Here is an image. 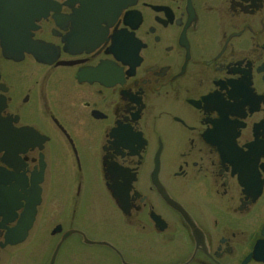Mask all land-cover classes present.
Wrapping results in <instances>:
<instances>
[{"label":"flooded vegetation","instance_id":"flooded-vegetation-1","mask_svg":"<svg viewBox=\"0 0 264 264\" xmlns=\"http://www.w3.org/2000/svg\"><path fill=\"white\" fill-rule=\"evenodd\" d=\"M0 117V264H264V0H0Z\"/></svg>","mask_w":264,"mask_h":264},{"label":"water","instance_id":"water-1","mask_svg":"<svg viewBox=\"0 0 264 264\" xmlns=\"http://www.w3.org/2000/svg\"><path fill=\"white\" fill-rule=\"evenodd\" d=\"M25 5H28V2H26ZM25 11H26V10H25ZM27 31H28V30H27ZM21 36H25L24 40L26 39V40L29 42V41H30L31 33L28 31V32L25 33V35L23 34V35H20V37H21ZM11 37H12V39H16L18 36H17V35H12ZM38 54H39V53H38Z\"/></svg>","mask_w":264,"mask_h":264},{"label":"snow or ice","instance_id":"snow-or-ice-1","mask_svg":"<svg viewBox=\"0 0 264 264\" xmlns=\"http://www.w3.org/2000/svg\"><path fill=\"white\" fill-rule=\"evenodd\" d=\"M3 130V118L0 117V132H2ZM13 131H16L15 129H13Z\"/></svg>","mask_w":264,"mask_h":264}]
</instances>
